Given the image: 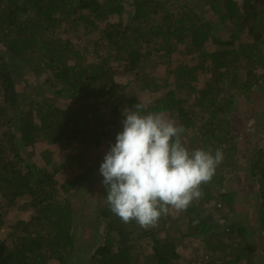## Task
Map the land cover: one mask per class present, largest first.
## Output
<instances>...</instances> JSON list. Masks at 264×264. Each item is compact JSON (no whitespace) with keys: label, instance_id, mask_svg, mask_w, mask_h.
<instances>
[{"label":"trees","instance_id":"16d2710c","mask_svg":"<svg viewBox=\"0 0 264 264\" xmlns=\"http://www.w3.org/2000/svg\"><path fill=\"white\" fill-rule=\"evenodd\" d=\"M125 2L0 0V264H76L82 258L74 233L84 226L76 191L102 177L100 165L123 130L124 112L140 102L145 113H163L182 125L190 151L221 148L224 159L201 186L199 200L177 216L170 208L147 229L112 213L102 183L93 239L100 244L86 264H182L186 239L212 252L203 264H260L264 148L243 157L247 180L256 183L252 193L226 189L225 175L232 180L238 168L237 116L254 107L264 140V0H133L127 22ZM113 16L116 22L109 21ZM95 33L100 37L80 43ZM161 65L164 76H155ZM47 93L66 106L50 102ZM38 143L47 146L39 155ZM66 168L77 174L59 184L56 177ZM254 195L257 222L252 214L231 221L238 199ZM21 198H28L33 216L1 238L5 215Z\"/></svg>","mask_w":264,"mask_h":264},{"label":"clouds","instance_id":"9594fccd","mask_svg":"<svg viewBox=\"0 0 264 264\" xmlns=\"http://www.w3.org/2000/svg\"><path fill=\"white\" fill-rule=\"evenodd\" d=\"M143 102L124 112L123 130L100 165L107 203L122 222L142 228L158 223L170 208L199 200L223 162L221 148L189 150L182 125L163 113L146 112Z\"/></svg>","mask_w":264,"mask_h":264},{"label":"rangeland","instance_id":"374dc122","mask_svg":"<svg viewBox=\"0 0 264 264\" xmlns=\"http://www.w3.org/2000/svg\"><path fill=\"white\" fill-rule=\"evenodd\" d=\"M124 3L127 6V12L128 10L130 12H126L128 15H125L123 17L124 21L127 22L128 18L133 15V10H131V4L133 0H125ZM118 18L116 16L110 17V22H116ZM212 22H218V20L210 19ZM106 26L105 23H102L100 27L104 28ZM79 36H81V33H78ZM100 37V33H95L92 36L87 37L85 40H82L83 42H80L82 45L84 42H90L92 38L96 39ZM74 42H78L77 39L74 37ZM79 48L80 46L77 45ZM106 51L102 50L101 55H105ZM183 56V54H179L176 56L175 60L179 57ZM94 58V57H93ZM189 60H186L188 62ZM153 64V63H152ZM153 66H156L153 64ZM155 76H164L166 72V66L161 65L156 67V69L153 70ZM116 76V75H115ZM27 80L28 85L33 86L36 84L34 79H29L25 77ZM117 81L126 84L127 78L126 76H116ZM136 87L135 85H132L131 88ZM137 88V87H136ZM26 90H29L26 86ZM130 90V89H129ZM262 92V91H261ZM264 93V90H263ZM46 95L47 98H49L50 102H54L56 104H59L61 107L66 106L67 102L61 101L58 98L52 96L51 93L43 94ZM264 96V94H262ZM150 96V97H149ZM149 100H152L154 96L149 95ZM141 98H143L142 95H140ZM146 98V96H145ZM261 99V98H260ZM263 100V99H262ZM91 104V103H89ZM250 111V110H249ZM254 111V107L251 109V113ZM247 111L242 112L241 115L237 116V122H235L234 128L239 130V133H237L238 139V168L233 174L232 180H230V176L227 174L225 175L227 178V183L225 184L226 189L231 190H241L244 191L247 188L249 189V193L253 192V188H255V181L250 179L247 180V162H244L243 157L245 155H248L249 158H252L254 155L255 149L264 148V140L262 141L258 137V131L255 129V126L257 127L258 121L254 120L252 114ZM259 127V125H258ZM264 126H260V129L262 130ZM47 149V146L45 143H38L35 146V152L37 155L41 154L44 150ZM54 153H58V149H53ZM245 154V155H244ZM242 158V159H241ZM49 171L52 172V168L48 167ZM77 174V171L69 170L68 168L64 169L60 174L57 175L56 179L59 184H63L68 180H72L74 176ZM103 177H99L98 181H91V183L86 185L81 191H76V195L74 197V204L78 213L76 212V215L79 219L82 220L84 223L83 227H77L75 229V234L77 235V238L82 241V258L76 262V264H86V261L89 259V256L93 254L94 250L97 248L98 244H94V238L97 236V228H95L98 224H96V209L98 204V190L100 186L102 185V179ZM253 195V194H251ZM238 205L236 208V213L231 217V221H234L235 218H245L247 214H252L253 223L255 224L257 218L254 214H256L258 208L260 207V201L256 200V195L251 196L250 198H244L239 200L238 199ZM26 204L28 205V198H21L14 206H12L5 215V227L2 230L1 238H5L7 234L12 230V226L15 225L18 221H29L31 217L33 216V212L31 209L26 208ZM81 211V212H79ZM180 210H176L174 208H171V214L174 216H177ZM104 234V227H101L99 229V235ZM184 245H186L182 250L181 254L184 256L185 261H183L182 264H189V261L197 264H203V262L209 261V258L212 257V252H210L207 249V246L201 241H195L193 239H186L184 241ZM95 247V248H94ZM94 248V250H93ZM259 249H257V252L259 254ZM80 256V255H79ZM259 258L261 256L259 255ZM260 264H264V260H259ZM50 264H57L56 262H51Z\"/></svg>","mask_w":264,"mask_h":264}]
</instances>
